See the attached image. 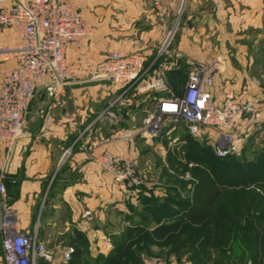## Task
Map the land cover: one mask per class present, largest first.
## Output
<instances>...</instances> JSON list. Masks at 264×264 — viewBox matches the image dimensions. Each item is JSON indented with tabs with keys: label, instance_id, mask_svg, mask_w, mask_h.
<instances>
[{
	"label": "rangeland",
	"instance_id": "obj_1",
	"mask_svg": "<svg viewBox=\"0 0 264 264\" xmlns=\"http://www.w3.org/2000/svg\"><path fill=\"white\" fill-rule=\"evenodd\" d=\"M100 1L93 0V6L88 8V17L96 21L89 22L92 32L88 37L94 35L98 29L103 30V27L110 33L122 36L128 43L141 36L143 39L136 50L144 56V64H148L144 78L159 75L167 87L166 91H163L165 93L160 95L155 94L156 90L138 91L135 87L126 91H113L108 81L90 80L93 61V63H87L84 71L73 70L72 80L84 81L86 84L98 81L96 85L104 88L105 93H102L103 90L97 91V105L91 113V118L93 117L94 120L89 127L98 121H106L113 125L107 129L111 135L109 138H112V134H115L116 130L122 126L134 127L133 129L139 132L143 118L147 112L153 110L156 99L160 96L179 94L193 70L194 62L197 61L177 53V41L182 34L180 18L185 0H147L146 4L151 6L143 9L121 8L115 6L113 0L102 1L100 6ZM115 20L122 22L116 23ZM213 27L214 36L211 35L213 33L210 35L218 41L229 36L241 41L249 36H259L261 40L254 43L250 50L257 53H255V59L260 61L247 75L254 76L264 92V27L262 23L261 25L225 23ZM156 32H159V37L155 35ZM168 32L170 33L166 37ZM165 38L166 41H164ZM163 42L164 45L161 47ZM249 48L250 46H246V49ZM223 58L232 66L236 65L235 56L228 53ZM223 58L219 59L223 61ZM203 59L207 61L202 62L210 63L214 57H203ZM229 72L240 75V71ZM218 79L220 77H217V82ZM109 103H113L110 111L116 118L112 121L96 120V116ZM32 107L31 109L34 108ZM46 113L48 111L42 112L38 119L44 120ZM26 124L27 120L24 117L23 130ZM244 132L239 151L225 159L217 158L209 146L198 139L200 137L186 140L180 135L166 136L162 133L157 138H145L138 133L130 143V151L121 156L109 151L101 153L100 164L106 173L111 175L108 166L101 163L105 156L106 158L119 157L120 162H127L131 170V182L117 183L113 180L120 185L123 196L122 208L116 212L110 210L108 213L110 215L108 222L116 226L114 235L111 237L112 247L103 254L108 256L116 248L111 258L106 259L108 264H251L245 250L247 235L244 233L243 226L245 219L256 210L264 211V186L252 181L253 177L260 176L261 172L264 174V105L259 119L248 124ZM184 140L185 142L182 143ZM90 156L92 157V153ZM171 157H176L174 164H170ZM194 168L204 170L223 186L222 194L215 204V208L220 210L217 225L226 228L230 238L219 250L208 244L206 231L200 226L186 228L182 225L176 236L167 233L166 235L169 236L162 245H158L150 233L151 229L159 223L171 222L181 213L195 211L193 198L197 177L193 174ZM3 179L4 170L0 163V183L4 186L1 198L10 206ZM43 201H40L39 209L37 208L31 215V222L32 228L36 225L39 241L53 252V259L48 261V264L66 262L60 257L65 245L73 246L74 243L83 252L87 251L85 247L80 246L78 240L73 242V233L70 231L67 234L55 232L58 222L55 223V227L49 225L50 219L54 217H49L48 209ZM87 216L90 217V211H87ZM59 230H62L61 227ZM55 244L59 247L56 248ZM86 254H83L80 264H95L97 259L94 258L102 253L93 256L89 252L88 256ZM56 256H59L58 259L55 258ZM42 262L38 260L36 264H44ZM0 264H3L1 249Z\"/></svg>",
	"mask_w": 264,
	"mask_h": 264
},
{
	"label": "crops",
	"instance_id": "obj_2",
	"mask_svg": "<svg viewBox=\"0 0 264 264\" xmlns=\"http://www.w3.org/2000/svg\"><path fill=\"white\" fill-rule=\"evenodd\" d=\"M61 1L73 4L88 22H96L88 17L87 12L93 6V0ZM102 1L105 0L100 1V6ZM113 1L115 6L121 8L143 9L151 6L146 4L147 0ZM180 19L182 34L177 41V53L193 61L202 62L206 60L203 57L219 60L222 74L219 72L218 82L216 79L215 93L218 98L226 86L232 87L236 93L244 92L264 98L259 81L254 76L247 75L260 61L255 59L256 52L250 50L254 43L261 40L259 36H249L244 41L233 36L224 37L222 41L212 37L215 33L212 31L214 25L262 23L264 27V0H185ZM117 21L115 20L116 23L122 22ZM207 31L209 32L204 34ZM155 35L159 37V32ZM117 36V33H110L103 27V30H96L94 35L83 41L69 43L65 51L68 65L72 70L84 71L87 63L93 61L95 64L110 51H137L143 39L141 36L136 37L128 43L122 36ZM20 40L21 36L16 31L0 32V44ZM246 46L250 48L246 49ZM228 53L235 56V66L224 60L223 57ZM11 64L1 62L0 72ZM231 70L237 73L240 71V75L232 74L229 72ZM97 82L86 84L84 81L71 80L54 97L47 96L42 86L37 87L25 115L27 124L22 135L8 153L0 143L3 182L10 207L17 216L19 229H32L31 215L39 209L40 201L44 200L49 217H54L50 219L49 225L55 227L58 222V227L56 225L53 228L57 234H67L69 231L73 233L74 229L83 233L91 256L106 254L111 249V237L116 226L108 222V213L122 208L123 196L120 185L104 171L99 157L104 151L120 156L126 154L130 151L133 137L138 135V130H134V127L122 126L109 138L111 135L107 129L113 125L106 121H98L89 127L94 120L91 113L97 105V91L104 89L100 88L101 85L97 86ZM110 85L113 91L119 90V87ZM41 111H48L46 115L50 117V122L47 123L45 118L38 119ZM44 130L47 134L42 133ZM104 136L107 138L104 139ZM87 211H90V217L87 216ZM55 245L56 248L59 247L58 244Z\"/></svg>",
	"mask_w": 264,
	"mask_h": 264
},
{
	"label": "built area",
	"instance_id": "obj_3",
	"mask_svg": "<svg viewBox=\"0 0 264 264\" xmlns=\"http://www.w3.org/2000/svg\"><path fill=\"white\" fill-rule=\"evenodd\" d=\"M4 30L16 31L21 36L18 42L0 44V63H12L0 72V143L8 153L22 135L23 120L36 88L42 86L47 96L54 97L72 80L66 48L69 43L84 40L92 30L82 12L65 1L0 0V32ZM144 60L138 51H110L93 65L90 80L108 81L121 91L132 87L138 91H166L161 76L144 78L148 69ZM218 61L194 62L182 91L158 97L153 110L143 118L138 133L155 138L161 135L163 125L169 123L170 131L180 129L205 140L218 157L237 153L243 143L244 129L259 119L264 103L262 98L236 93L230 86L224 87L218 98L215 93L220 72ZM112 105L109 103L96 120L115 119L110 111ZM45 121L50 122L48 115ZM109 157L105 156L101 163L108 166L113 180L131 182L128 163L120 162L119 157ZM3 192L0 183L2 263L36 264L38 258L52 261L53 252L39 241L36 225L30 231L19 229L15 212L1 198ZM73 251L72 245H65L61 258L69 260Z\"/></svg>",
	"mask_w": 264,
	"mask_h": 264
},
{
	"label": "trees",
	"instance_id": "obj_4",
	"mask_svg": "<svg viewBox=\"0 0 264 264\" xmlns=\"http://www.w3.org/2000/svg\"><path fill=\"white\" fill-rule=\"evenodd\" d=\"M119 90L121 91V89ZM154 92L157 95L165 93H161L159 91ZM164 125L162 128V134H165L166 136L180 135L186 140L195 139L194 137L188 135L180 129H173L170 131L171 125L169 123L166 124V129ZM200 141L203 142V144L208 145L212 153L215 155L211 146L205 140ZM232 155H228L225 157L215 156L219 159H225L231 157ZM171 158L172 159H169L170 164H174L176 157ZM193 174L197 177V180L194 184L193 198L195 207L193 206V204H191L192 207H194L195 211L192 213H181L174 221L159 223L151 229L150 233L154 237L156 243L158 245H162L165 244V240L169 235L176 236V234L180 231V226L184 225L186 228L200 226L201 229L206 231L208 244L213 246V248L219 250L223 248V246L228 242V239L230 238L229 231L226 228H222V226L217 225V221L220 217V210L215 208V204L222 194L223 186L220 185V183L214 177H212L204 170L202 171L200 169L194 168ZM253 180L255 181V184L264 186V174H262V172L260 176L253 177L252 181ZM243 230L247 235V244L245 250L248 254V260L251 262V264H264V211L256 210L249 218L245 219ZM167 233L169 235H166ZM75 240H78L80 246L86 248L87 251L84 252L88 254L87 240L85 236L78 230L73 231V242ZM73 246L74 251L72 252L70 259L67 260L64 264H80V259L83 257V254H85L83 250H81L74 243ZM115 250L116 248L113 249L114 252ZM113 251L112 253H114ZM112 253H110L108 256L98 254L94 258L97 259V263L95 264H108V260L106 259H110ZM38 260L43 261L42 263L44 264H48V261L44 260L43 258H38L37 261Z\"/></svg>",
	"mask_w": 264,
	"mask_h": 264
}]
</instances>
